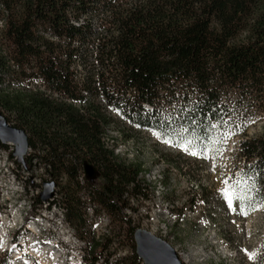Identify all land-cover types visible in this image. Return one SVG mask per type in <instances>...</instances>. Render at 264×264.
I'll use <instances>...</instances> for the list:
<instances>
[{"label":"trees","instance_id":"trees-1","mask_svg":"<svg viewBox=\"0 0 264 264\" xmlns=\"http://www.w3.org/2000/svg\"><path fill=\"white\" fill-rule=\"evenodd\" d=\"M0 24V108L32 151L15 162L41 166L59 187L65 219L85 242L82 264H112L88 210L131 242L132 258L115 264L140 260L124 211L128 197H145L143 166L103 139L115 125L129 140L120 117L167 136L240 135L260 182L264 133L246 131L250 115H264V0H0ZM33 79L43 89L30 88ZM85 164L96 175L80 182Z\"/></svg>","mask_w":264,"mask_h":264},{"label":"rangeland","instance_id":"rangeland-1","mask_svg":"<svg viewBox=\"0 0 264 264\" xmlns=\"http://www.w3.org/2000/svg\"><path fill=\"white\" fill-rule=\"evenodd\" d=\"M6 84L7 81L0 89H6ZM11 84L17 86L19 83L13 81ZM28 86L43 89L39 80H31ZM164 109L172 111V108ZM0 113L14 126L15 118L8 110L0 108ZM119 121V125L131 129L129 140L119 136L115 125L107 127L103 139L106 146H113L119 159H136L143 166V172L138 177L144 181L145 197H128L132 207L129 216L126 215L134 227L149 230L167 241L177 256L183 259L182 262L187 261L188 264L264 263V173L260 174V182L257 181L254 165L246 161L239 148L240 135L232 134L227 139L224 135L218 139H195L176 128L167 136L149 127L125 121L122 117ZM247 124L249 137L264 133V115H250ZM166 140L170 143H165ZM186 140H190L202 154L214 158L217 166L215 171L211 168V159H204L202 155L193 156L181 149L180 144ZM5 145L7 147L0 148V213L15 211L23 214L30 210L34 214L45 213L42 207L34 209L32 206L35 196L43 190L42 182L49 181L44 169L35 166L34 170L29 171L26 165L17 164V157L8 155L14 150V145ZM204 149H208L207 153H204ZM28 152L32 151L28 149ZM26 153L23 157L27 156ZM241 176L246 180V184L241 187L247 189L245 194L249 199L242 205L237 202L236 210L233 211L219 190L225 187L223 178L234 183ZM252 177L251 181L248 180ZM258 190L263 194L261 197L256 193ZM54 195L60 204L57 186L52 197ZM258 204L262 207L253 211L252 208ZM240 207L246 208L247 216L240 214ZM89 217L86 214L88 223ZM96 219L100 224L97 227L99 230L96 232L92 227L93 232L99 241L108 239L106 254L109 261L115 264L118 258L131 259L133 250L125 232L117 233L113 225H110V229L106 227L107 232L103 228L101 214ZM68 224L76 231L74 224ZM8 231L9 237L17 232L16 227H10ZM164 231H167L165 238L162 237ZM74 249L73 246H67L65 255L59 256L41 252L40 257L44 264H71L69 254ZM249 253H255V258L249 259ZM6 256L9 258L0 249V261ZM139 264L144 263L142 261Z\"/></svg>","mask_w":264,"mask_h":264},{"label":"bare ground","instance_id":"bare-ground-1","mask_svg":"<svg viewBox=\"0 0 264 264\" xmlns=\"http://www.w3.org/2000/svg\"><path fill=\"white\" fill-rule=\"evenodd\" d=\"M8 142L14 145L13 142ZM79 180L83 182V179L79 178ZM56 205V211L48 209L47 213H30L33 210L23 214L15 211H9L8 214L0 213V249L6 252L11 261H17L18 264H44L45 262L40 257L41 252L51 253L55 256L65 255L64 249L67 246H73L75 249L69 254L70 260H72L71 264H81L85 244L76 235L73 227L68 224L62 206L57 201ZM101 218L103 219V228L107 230L106 227H110L109 217L103 213ZM99 225V221L96 219L92 227ZM10 227H16L15 237L8 236ZM166 232L164 231L163 238H165ZM180 260L182 262L183 259ZM121 264H139V262ZM182 264L188 263L184 261Z\"/></svg>","mask_w":264,"mask_h":264},{"label":"water","instance_id":"water-1","mask_svg":"<svg viewBox=\"0 0 264 264\" xmlns=\"http://www.w3.org/2000/svg\"><path fill=\"white\" fill-rule=\"evenodd\" d=\"M8 141L14 144L12 155L20 160L23 159L28 149L27 135L23 129L9 124L0 113V142L6 144ZM83 168L87 177H95L96 169L94 167L85 164ZM42 184L43 190L40 192V199L47 201L53 196L56 184L52 181H43ZM134 242L135 252L144 264H182L171 245L149 230L136 228Z\"/></svg>","mask_w":264,"mask_h":264},{"label":"snow or ice","instance_id":"snow-or-ice-1","mask_svg":"<svg viewBox=\"0 0 264 264\" xmlns=\"http://www.w3.org/2000/svg\"><path fill=\"white\" fill-rule=\"evenodd\" d=\"M213 127H215V125H213ZM232 134L233 133H225L224 138L225 139L230 138ZM157 138L159 139L160 136H157ZM164 142L170 143V141H167V140ZM180 147L183 151L187 152L190 155H193V156L202 155V158L204 159H211L213 161L211 168L213 171H215L217 166L214 162V158H211L207 155L202 154L201 151L197 149L190 140H186L185 142L181 143ZM207 151L208 149H204V153H207ZM222 183L225 185V187L221 188L219 191L223 195L224 200L227 203L230 210H233V211L236 210L237 202H239L242 205L244 201L249 199V197L245 194L247 189H244L241 187V185L246 184V180L243 176H241L240 178H237L234 183L230 179L223 178ZM260 207H262V205L258 204L255 207H253L252 210L253 211L259 210ZM240 214L244 216L248 215V211L246 210L245 207H240ZM248 255H249V259H254L256 254L249 253Z\"/></svg>","mask_w":264,"mask_h":264},{"label":"built area","instance_id":"built-area-1","mask_svg":"<svg viewBox=\"0 0 264 264\" xmlns=\"http://www.w3.org/2000/svg\"><path fill=\"white\" fill-rule=\"evenodd\" d=\"M7 144H9V142H7ZM84 176H85L84 170H81V172L79 173L77 178L84 179ZM33 206H34V209H39L40 207H42V209L44 211H48V209H55V211H56V206L57 205H56L55 195H54V197H51L49 200H47V201L41 200L39 203H35V200H33ZM131 207H128V208L125 209V212H127L128 216L131 213L130 212ZM85 213L86 214H90V223L89 224L90 225H94V219L96 218V215L93 213V210H88V212H85ZM103 226H104V224H103ZM94 228H95L96 232H98L99 229L97 227H94ZM83 243H85V242H83ZM127 260H129V259L127 258ZM8 261H9V264H12V262H17V261H11L10 258H8Z\"/></svg>","mask_w":264,"mask_h":264}]
</instances>
